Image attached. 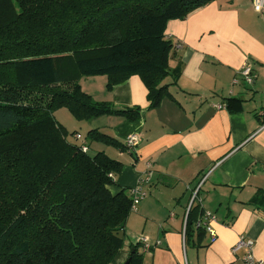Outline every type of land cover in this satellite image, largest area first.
I'll return each mask as SVG.
<instances>
[{
	"label": "trees",
	"instance_id": "trees-1",
	"mask_svg": "<svg viewBox=\"0 0 264 264\" xmlns=\"http://www.w3.org/2000/svg\"><path fill=\"white\" fill-rule=\"evenodd\" d=\"M209 1L0 0V264L111 263L132 212L131 188H109L122 162L104 151L91 155L88 146L82 151L54 111L66 108L75 120H137L138 107H111L81 89L80 78L95 75H105L110 89L137 74L149 107L157 106L170 96L164 78L178 75L168 66L164 27ZM85 138L128 149L99 129ZM251 201L264 203V190ZM198 204L183 231L186 242L199 244ZM141 245L130 243L127 264H142Z\"/></svg>",
	"mask_w": 264,
	"mask_h": 264
},
{
	"label": "crops",
	"instance_id": "crops-1",
	"mask_svg": "<svg viewBox=\"0 0 264 264\" xmlns=\"http://www.w3.org/2000/svg\"><path fill=\"white\" fill-rule=\"evenodd\" d=\"M164 28L172 43L168 66L178 75L164 78L170 96L157 106L149 107L137 74L110 89L105 75H95L81 77V89L111 107H138L137 120L102 114L71 121L62 108L54 111L66 130L99 129L121 141L138 136L125 151L85 138L88 152L104 151L122 162L112 192L138 185L151 170L140 185L146 196L125 220L122 248L110 264H123L128 246L140 238L152 245L142 264H236L241 251L231 247L241 235L263 259L264 203L251 200L264 190V8L255 11L251 0H211ZM244 65L253 72L251 84L240 75ZM230 98L238 100L232 109ZM196 189L192 205L215 215L212 242L206 234L199 244L195 237L185 241L183 217Z\"/></svg>",
	"mask_w": 264,
	"mask_h": 264
},
{
	"label": "built area",
	"instance_id": "built-area-1",
	"mask_svg": "<svg viewBox=\"0 0 264 264\" xmlns=\"http://www.w3.org/2000/svg\"><path fill=\"white\" fill-rule=\"evenodd\" d=\"M251 4L255 11H261L264 8V0H251ZM239 72H240V75L243 76V79L246 83L251 84L253 82L254 75H253L251 68L248 65H244L240 69ZM233 82H236V80L234 79ZM216 107L224 108L225 104H216ZM72 134L75 139L79 140L80 149L85 152L87 150L86 139L83 138L80 133L74 132ZM124 142L127 147L131 148L136 145L135 143L138 142V136L135 133H132L126 139H124ZM149 166L150 164L148 165V168ZM150 175H151V170L148 169L145 172L144 177L140 179V181H138V185L136 187L131 188V191H132V194H131L132 202L130 206L131 211H135L136 210L135 207H137L138 202L144 196H146L145 194L146 192L142 190V187L140 185L141 183L149 181ZM196 191L197 189L192 191L191 197L189 199V204L186 207L185 214L183 217L184 225L186 223L185 217H187V212L189 208L191 207V205L194 203V201L197 199ZM198 201L200 200L198 199ZM214 216L215 215L212 212L208 210H203L202 215L200 217H197L198 219L196 221V227H202L204 229L205 234L208 235L210 242H212L216 238V231L214 230V227H213V222L215 221ZM139 241H141L142 243L141 246L144 251H149L151 249L152 245H150V243L147 241L146 238H140ZM235 242L236 243L231 247V251L233 253H238L239 251H241L240 253L241 255H239L238 262L236 264H264V258L263 259L256 258L254 254H252L253 253L252 239L241 235Z\"/></svg>",
	"mask_w": 264,
	"mask_h": 264
},
{
	"label": "rangeland",
	"instance_id": "rangeland-1",
	"mask_svg": "<svg viewBox=\"0 0 264 264\" xmlns=\"http://www.w3.org/2000/svg\"><path fill=\"white\" fill-rule=\"evenodd\" d=\"M61 111H63L64 113H65V116L67 117V118H69V119H71V121H74V119H73V117L71 116V114L66 110V109H64V108H62V110ZM56 115L58 116V113H56ZM77 121V120H76ZM75 123H77V122H75ZM75 125V124H74ZM81 130V129H80ZM80 130H78V129H74V127H72V125L69 127V129H67V139L69 140V141H71V142H78L79 140L78 139H75L74 137H73V132L74 131H80ZM80 133H81V135H82V137L83 138H85V135H86V133H84V132H82V131H80ZM73 137V138H72ZM89 154H92V150H89ZM137 186V185H136ZM136 186H134V187H136ZM133 188V187H132Z\"/></svg>",
	"mask_w": 264,
	"mask_h": 264
},
{
	"label": "water",
	"instance_id": "water-1",
	"mask_svg": "<svg viewBox=\"0 0 264 264\" xmlns=\"http://www.w3.org/2000/svg\"><path fill=\"white\" fill-rule=\"evenodd\" d=\"M121 233H122L121 231L117 232V236H118V237H121V236H122V234H121ZM114 234H116V233H114ZM127 262H128V261L126 260V261H124V263H123V264H127Z\"/></svg>",
	"mask_w": 264,
	"mask_h": 264
}]
</instances>
